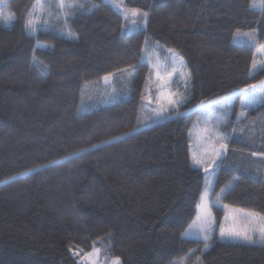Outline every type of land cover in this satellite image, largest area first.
Masks as SVG:
<instances>
[{
	"label": "trees",
	"instance_id": "obj_1",
	"mask_svg": "<svg viewBox=\"0 0 264 264\" xmlns=\"http://www.w3.org/2000/svg\"><path fill=\"white\" fill-rule=\"evenodd\" d=\"M94 2L70 21L74 38L28 35L34 0L0 5V264H79L69 249H98L102 264L117 257L120 264H173L191 249L185 264H264V245L214 240L201 254L203 242L182 238L204 184L190 164L195 109L264 80V72L249 75L256 46L232 41L239 29L264 43V15L249 0H124L149 19L146 30L122 34L123 16ZM8 13L15 20L5 27ZM146 37L183 56L191 73L186 114L123 136L143 125ZM34 62L48 65L46 73ZM129 65L138 68L134 79L120 71ZM109 73L112 85L103 80ZM155 84L153 76V95ZM112 87L120 97L102 102ZM235 127L234 134L231 125L224 129L233 143L213 196L231 182L224 202L264 213V163L250 155L264 150V104Z\"/></svg>",
	"mask_w": 264,
	"mask_h": 264
},
{
	"label": "snow or ice",
	"instance_id": "obj_2",
	"mask_svg": "<svg viewBox=\"0 0 264 264\" xmlns=\"http://www.w3.org/2000/svg\"><path fill=\"white\" fill-rule=\"evenodd\" d=\"M7 0H0V5H4ZM112 8L118 10L123 16L125 23L121 25V32L134 33L146 30L149 13L138 8H128L124 0H105ZM98 7L94 0H34L32 11L29 12V18L25 21V32L30 36H35L41 31H58L65 38H74L71 30L70 21L78 14L90 11ZM249 9L258 10L264 15V0H249ZM55 18V23L51 21ZM4 26L8 27L15 20L13 13H8L2 17ZM240 30L234 34V39L240 36ZM247 37L245 43L256 46V52L264 54V43L258 42L251 33H243ZM37 47L47 48L46 44H37ZM162 46L157 42L155 45L150 43V38H145L144 47L141 49L140 63L147 64L149 74L146 77L145 88L147 95L141 94L140 114L137 116V125L143 124L150 127L167 120L177 119L186 113L181 109L186 106L189 100V90L191 85V73L187 71V65L184 58L173 49L168 48L165 55L161 56ZM33 68L45 74L48 65L43 62L33 63ZM121 73H126L130 79H134L138 68L129 65L125 69H120ZM256 72H264V60H257L253 55L252 65L249 69V75L252 77ZM115 74L109 73L103 77L106 85H112ZM155 76L156 93H152V77ZM174 77H178L174 79ZM183 83V91L179 90V83ZM174 85L176 88L174 89ZM252 89L253 91H249ZM259 89L258 91H256ZM115 87H112L110 93L103 97L105 103L114 102L120 97ZM240 97V112L236 116L235 123H242L246 119L250 109L259 104H264V80L257 84H248L238 93ZM146 101V103H145ZM233 96L222 97L216 101H209L207 104L201 102L195 109L199 111L200 116L194 127L197 132V151H192L190 147L192 166L196 169H202L205 173V188L201 192L200 200L196 204L197 215L193 223L182 233V238L200 243L203 242V248L199 251L201 254L210 247V242L215 238L216 218L213 215L215 209L223 208L224 218L219 222V237L221 242L235 244H260L264 245V213L242 207H236L226 200V193L231 188V182L215 193V199H212V193L215 191V178L217 170L221 168L233 143L232 135L224 131L231 125L232 133L236 132L235 123L231 121V111L233 107ZM155 104L156 107L149 108V105ZM217 107L219 111H217ZM83 108V106H82ZM151 111L153 115L147 116L145 110ZM193 111V110H189ZM200 125H203L200 128ZM243 129L241 132L243 133ZM131 135V133H129ZM191 136V132H190ZM120 137H114L113 140H119ZM107 141L105 143H111ZM264 145V141H262ZM203 146V147H201ZM101 147V145H92V149ZM84 149L82 151H89ZM232 151H236L232 148ZM243 151V149H241ZM250 155L258 158L264 163V150L250 151ZM256 161L254 160L253 163ZM31 171V170H30ZM73 255L80 256L81 260L91 257L92 252L81 256L82 249L73 250ZM98 249L93 252L98 253ZM196 250L191 249L185 257L173 264H185L187 256L193 254ZM200 257H197V261ZM113 264H120L119 258H115Z\"/></svg>",
	"mask_w": 264,
	"mask_h": 264
},
{
	"label": "rangeland",
	"instance_id": "obj_3",
	"mask_svg": "<svg viewBox=\"0 0 264 264\" xmlns=\"http://www.w3.org/2000/svg\"><path fill=\"white\" fill-rule=\"evenodd\" d=\"M105 1V0H104ZM118 11V10H117ZM241 33V32H240ZM243 33H241V35L240 36H238V37H236L235 39H234V36H233V39H232V41H233V43L234 44H240V45H246L247 43H245V41L247 40V37L246 36H244V35H242ZM37 44L38 43H36L35 44V47L36 48H38V49H45V48H40V47H37ZM163 50H166V49H163ZM166 53H165V51H163V53L162 54H160L161 56H163V55H165ZM255 57H256V59L257 60H264V54H261V53H258V52H256L255 53ZM257 73V72H256ZM255 73V74H256ZM254 74V75H255ZM253 75V76H254ZM252 76V77H253ZM154 78H155V76H154ZM174 79H177L178 80V77H174ZM257 85H259V83L257 84ZM174 87V89L176 88V85H174L173 86ZM245 88V87H244ZM244 88H242V89H244ZM179 90L180 91H183V83L182 82H180L179 83ZM241 90V89H240ZM240 90H238V91H235V92H233L231 95L233 96V101H232V103H233V107H232V111H231V121L233 120H236V116L239 114V112H240V97L238 96V95H235L236 93H238ZM259 89H257L256 91H258ZM250 92L251 91H253L252 89H250L249 90ZM227 97V96H226ZM220 99V98H219ZM216 100H218V99H216ZM216 100H214V101H216ZM260 105V104H259ZM258 106V105H257ZM256 106V107H257ZM155 107H156V105H155ZM255 108V107H254ZM253 109V108H252ZM217 111H219V108L217 107V109H216ZM181 111L182 112H184V113H186V109L185 108H182L181 109ZM251 111V109L249 110V112ZM248 112V113H249ZM167 121H170V120H167ZM167 121H164V122H167ZM164 122H162V123H164ZM159 124H161V123H159ZM159 124H155V125H153V126H156V125H159ZM195 124H196V122H195ZM194 124V125H195ZM194 125H193V129H192V134H191V136H190V147H191V150L192 151H197V148H198V145H197V139H196V136H197V132H198V128L197 127H194ZM153 126H150V127H145V126H141L140 128H137V129H135V130H133V131H131V132H129V133H131V135H133V134H136V133H138V132H140V131H143V130H146V129H149V128H151V127H153ZM203 127V125H200V128H202ZM129 133L128 134H126V135H123V136H130L129 135ZM123 136H120V138L121 137H123ZM201 147H203V146H201ZM190 164H191V167L192 168H194L193 166H192V162H191V154H190ZM195 170H198V171H201L202 173H203V175H204V184H203V189L205 188V173H204V171L202 170V169H196V168H194ZM219 170V169H218ZM218 170H217V173H218ZM215 180H216V178H215ZM202 189V190H203ZM211 198L212 199H215V196H213V193H212V196H211ZM217 212H220L221 214H218ZM197 215V214H196ZM213 215L215 216V218H216V221H217V223H216V231H215V238L210 242V247H211V245H212V242L214 241V240H216V241H218V242H221V240H220V237H219V222L220 221H222L223 220V218H224V212H223V208L221 207V208H219V209H215L214 210V213H213ZM196 217V216H195ZM195 219V218H194ZM193 223V222H192ZM191 223V224H192ZM202 242V241H201ZM226 243H228V242H226ZM240 244H243V243H240ZM244 245H249V244H244ZM254 245H260V244H254ZM209 247V248H210ZM92 255H91V257H89V258H87V259H84V260H81V257H79L78 258V262H79V264H102L101 262H99V258H98V254H97V252H93L92 251ZM81 256H84V254H82ZM113 261L114 260H112L109 264H113Z\"/></svg>",
	"mask_w": 264,
	"mask_h": 264
}]
</instances>
